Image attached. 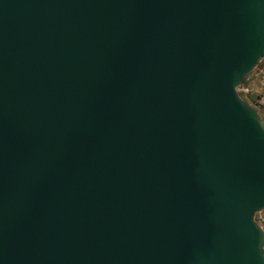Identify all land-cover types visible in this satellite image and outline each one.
I'll return each instance as SVG.
<instances>
[{
  "label": "water",
  "instance_id": "1",
  "mask_svg": "<svg viewBox=\"0 0 264 264\" xmlns=\"http://www.w3.org/2000/svg\"><path fill=\"white\" fill-rule=\"evenodd\" d=\"M263 59L264 0H0V264H264Z\"/></svg>",
  "mask_w": 264,
  "mask_h": 264
},
{
  "label": "rangeland",
  "instance_id": "2",
  "mask_svg": "<svg viewBox=\"0 0 264 264\" xmlns=\"http://www.w3.org/2000/svg\"><path fill=\"white\" fill-rule=\"evenodd\" d=\"M239 92L243 98L247 99L258 109L264 121V59L260 62L258 67L243 80L239 87ZM260 214L264 216V210L261 211Z\"/></svg>",
  "mask_w": 264,
  "mask_h": 264
},
{
  "label": "built area",
  "instance_id": "3",
  "mask_svg": "<svg viewBox=\"0 0 264 264\" xmlns=\"http://www.w3.org/2000/svg\"><path fill=\"white\" fill-rule=\"evenodd\" d=\"M261 212H258L256 215V219H258L259 223L264 227V216L260 214Z\"/></svg>",
  "mask_w": 264,
  "mask_h": 264
}]
</instances>
